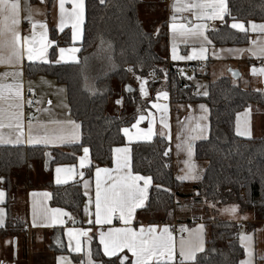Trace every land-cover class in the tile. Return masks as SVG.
<instances>
[{
  "label": "trees",
  "instance_id": "obj_1",
  "mask_svg": "<svg viewBox=\"0 0 264 264\" xmlns=\"http://www.w3.org/2000/svg\"><path fill=\"white\" fill-rule=\"evenodd\" d=\"M140 1L107 0L106 5H100L99 0H85L79 62L25 64L28 77L48 75L65 85L71 116L81 126V141L61 151L35 145H0V177L3 178L0 186L6 187L9 192L10 178L34 163H42L47 151L51 153L45 172L47 176L52 165L74 162L83 147L90 150V167L86 169L85 176H90L98 166L110 167L113 160L111 150L126 144L121 129L132 123L143 106L135 88L132 87V92L124 91V86L130 85L129 76L133 73L126 69L133 67L135 76L147 77L150 71H155L159 79L148 78V88L169 92L172 102L204 101L209 106V136L197 141L194 146L196 158L208 163L202 179L194 185L196 192L200 193L198 197L204 200L207 197L217 206L239 205L241 211H251L257 221H262L264 137L243 138L236 135L234 128L239 111L248 106L264 108V95L261 94L264 90L243 89L232 79L220 77L208 83L207 96L195 93L194 85L177 68L166 71V61L157 50L163 35L152 36L151 41L145 39V33L153 32L139 20L137 7ZM228 4L230 15L225 16L218 31L207 32L214 46L243 45L249 40L250 33L227 26L232 17L245 23L264 21V0H228ZM52 38L56 39L54 34ZM58 44L50 48L51 60L55 58ZM115 96H121L123 102L117 112L111 114L109 104ZM169 146L168 139L160 136L130 144L133 173L153 177V186L149 188L151 205L147 210L139 211L147 222L165 220L182 184L175 178L172 165L168 163ZM165 150H169L167 156L163 154ZM156 184L169 188L171 198L162 189L157 190L154 187ZM45 186L51 192V205L68 210L75 224H82L85 195L80 181L56 185L48 178ZM256 225L251 223L249 227L251 229ZM208 227L209 237L205 247L216 249V252L210 253L202 264H221L225 257L238 264L244 255L238 241L240 227L237 222L212 219ZM92 252L97 260L115 263L114 259L102 255L96 239L92 243Z\"/></svg>",
  "mask_w": 264,
  "mask_h": 264
},
{
  "label": "crops",
  "instance_id": "obj_2",
  "mask_svg": "<svg viewBox=\"0 0 264 264\" xmlns=\"http://www.w3.org/2000/svg\"><path fill=\"white\" fill-rule=\"evenodd\" d=\"M21 3V17L23 20V16L25 13L23 12V8L25 3H27L28 7H30L32 11L33 21H39L46 24V33L47 40L53 42L52 46L58 44L55 51V58L59 56V48H71L76 47L80 50V44L82 41L81 37L73 42L72 41V27L71 21L67 22L63 31L59 30V9H58V0H45V2L41 3V0H19ZM182 2H186V0H182ZM174 3V0H141L138 5V17L139 20L145 24L146 28L151 30L153 33L157 28L160 29V33L163 35L160 42L158 43L157 50L158 53L164 58L165 61H170L171 64L177 69L180 70V73L185 76V78L189 79V81L194 85V92L198 94H203L207 85L211 81H216L220 77H228L232 79V82L237 84L243 89H251V90H264V77L260 75H252L251 69L253 67L260 69L264 68V58H257L252 55L251 52L247 51L248 49L254 48L255 46L250 43V41H256L257 45L264 46V34L259 32H253L250 29L247 31L250 33L249 40L245 42L243 45H216L214 46L212 41L211 44H204L206 47V59H193V60H172L171 58V47L172 41L170 40V34L168 30V24L170 22V17L172 16L171 5ZM65 7L70 11L71 3L65 5ZM178 22H185L184 18L186 17L188 20L192 19L190 12L178 13ZM85 18V15H84ZM240 21V20H239ZM208 23V26L210 25ZM222 22V21H221ZM233 20L230 21V24ZM242 22V21H240ZM223 23V22H222ZM245 23V22H244ZM257 24L264 23V21L254 22ZM84 23L81 25V32L83 33ZM247 27V23H245ZM20 31L23 36H28L31 38L32 29L27 21H23L20 25ZM40 30L36 29V47H39L40 40ZM209 31V30H208ZM207 31V32H208ZM205 33L208 38L209 34ZM52 34L55 35L56 39L52 38ZM209 40H211L209 38ZM178 43V55L187 56L192 53L193 48H199L201 46V41L199 40H189L188 43H182L177 41ZM51 46V47H52ZM47 49V56L49 60L50 58V48ZM231 50V51H229ZM244 50V51H239ZM79 51L76 52V57L78 60ZM29 63L27 60L24 61L23 64V77L20 82L23 85V98H24V143L18 145L24 146H42L46 149H57L61 151L67 146L76 145L81 141V127L79 129H73L70 125H67L66 122L74 121L76 124H79L76 120H74L71 116L70 109L67 102L66 95V87L63 83H59L55 80V78L48 75H36L28 77L25 73V64ZM36 63H42L40 61H36ZM73 63V62H68ZM201 64L205 65V70L200 73H191L188 71L189 66H200ZM13 69L10 67H6L5 65L0 64V73L5 71H12ZM231 71H235L238 73L236 77L231 76ZM188 74L193 75L194 77L201 78L207 77L208 83L202 84L200 86L199 92L197 90V86L194 81L188 76ZM149 76L145 79L148 82ZM8 82H11L9 79ZM131 87L135 88L137 93H139V85L137 82H130ZM33 89L34 94L37 98L38 108L32 114V122L33 125V135L37 133L43 135L45 131L49 133L55 132L56 134H61L63 130H67L68 132H75L78 135V142H66L60 143L56 142L54 144L44 145V144H28V124L25 122L26 117L30 114L25 109L27 100L24 97L26 89ZM146 89L148 92L147 97L142 98L143 106L140 111L136 114L135 118L132 120V123L124 126L130 129V134L135 135L136 129H133L132 124L136 123V119L143 115L145 119L140 122L138 125L139 129L146 130L148 128L149 119L154 121V132L156 133L152 139L156 136H160L159 133L162 130L160 121L161 116L163 115L166 122L169 125L168 129H164L163 131L166 135H169L171 139L169 141L170 146V161L172 164V169L174 171L175 178L177 176L184 175L185 171H187L185 166V161L188 160V156L184 151L177 150V143L180 141L177 140V136L186 132L187 129L191 126L194 127L197 123L202 126H205V135L209 136V106L203 101H194L189 103L184 102H172L170 98V94L168 93V98L164 99L163 97L157 98L158 92H166L164 90L161 91H153L148 88L146 84ZM140 95V94H139ZM122 97L119 96L118 99ZM117 99V100H118ZM49 101L51 103L49 104ZM153 104L166 105L167 111H163V109H156L152 107ZM200 105H204L207 109L206 112L202 111ZM121 104H116V108H120ZM251 109V114L249 117V123L252 131V137L261 138L264 137V108L256 107V106H248L246 108ZM245 108V109H246ZM244 110L239 111L235 116V128L234 131L236 133L237 128V115H241V128L244 126ZM204 117V119H200ZM53 122H65V127L57 125ZM123 127V128H124ZM5 137L8 138L9 130L7 128L2 130ZM123 134V133H122ZM126 140V144L118 145V147H129L135 141H143V140H133L129 142L128 138L123 134ZM161 137V136H160ZM246 138L244 136H241ZM15 138L14 135L11 137ZM151 139V140H152ZM204 139H197L193 142V155L191 157V162L194 163L198 169H203L201 173V178L198 180H187L181 181V186L177 189V193L174 198L173 208L165 218L163 222H147L144 217L139 214L140 210H137L136 219L134 221L135 228L138 230L141 225L144 227H148L150 225L156 226L157 229H161L167 227L171 232L174 241L176 243V260L174 264H179V241L180 239L186 238L188 233L182 232V228H187L189 230H194L197 228L199 224L204 225V235L205 240L209 237V227L208 222L212 219H224L232 222H237L240 216H246V220L239 221V224L242 225L240 227L239 232L241 231L251 234L253 236L252 250H253V259L254 264H264V260L260 259L261 256H264V219L262 221H257L255 215L251 211H241L239 207L237 220H232L227 213L220 214V218L212 217L210 214L212 211L221 213V208H209L208 204L205 203V200L195 196L196 189L194 185L202 179V175L205 171L206 166L208 165L207 161H203L197 159L195 156V143L197 141ZM11 146H18L13 144H7ZM4 146V145H1ZM84 148V147H83ZM83 148L81 149V153L77 155L76 160L72 163L70 162H62L58 164H54L51 167V172L47 176L45 173L48 169V164L51 159V153L47 151V156L42 163H34L27 170L21 171L15 175H13L9 183L11 187L9 192H7V188L0 186V190H3L6 194L5 202L0 204V208L5 210V224L6 227L0 228V264H57V257L64 256L66 257L71 264H80L81 260L84 259V254L82 252L69 251L70 248V237L66 234L69 229H81V230H89V237H91L90 243H85L87 238L85 237H77L81 243L84 245L85 249H91L92 251V243L93 240L96 239L99 245V249L103 255L102 246L99 244V232L107 231L109 227L120 228L123 225L119 222L118 219H113V223L111 225L100 226L94 223L95 220V183L96 176L95 171L96 168L92 171L90 176H80V173H85L86 169L90 166L81 169L79 167V157L83 156ZM113 156V154H112ZM131 156V151H130ZM90 159V153H89ZM132 166V165H131ZM72 168L73 172L65 173L61 172L60 176L62 179H66V183L73 182L79 180L81 183L82 192L85 195V200L83 203V215H82V224H74L73 217L68 210L64 208L52 206L51 201V192L50 189L45 186L48 178L55 183L56 178V168ZM99 168H108L110 170L114 169V164L112 160V164L110 167L98 166ZM138 174V173H133ZM112 175L115 177L117 174L113 171ZM85 181H87V187H85ZM64 184V183H63ZM142 184V182H141ZM57 185V184H56ZM62 185V184H60ZM49 193V197H44L43 193ZM32 193H37L38 195H32ZM87 193V194H85ZM177 201L179 204H177ZM88 205L89 213L85 214V205ZM236 205V204H234ZM185 206V207H181ZM231 205H223L222 209L229 207ZM52 209H62L65 212L70 214V217H62L63 223L57 224L50 227H32V217L33 212L37 211L40 213H44L45 210H48V216L51 217ZM218 216V215H217ZM92 220L93 223L89 224L88 221ZM71 222L72 225H68L67 223ZM176 222L177 232L174 231L172 224ZM257 223L254 228L249 227V224ZM239 241V238H238ZM75 240L72 241L71 247H75ZM240 243V241H239ZM55 248H53V247ZM93 253V252H92ZM127 254V256L131 257V253H127L125 249L123 253L118 252L119 255ZM104 256V255H103ZM94 257V255H93ZM105 257V256H104ZM109 258V257H105ZM97 264H100V260H97L95 257ZM110 259H114V264H120L119 259L117 257H111ZM244 259V256L241 258ZM240 259V260H241ZM125 264H130V261H125Z\"/></svg>",
  "mask_w": 264,
  "mask_h": 264
},
{
  "label": "snow or ice",
  "instance_id": "obj_3",
  "mask_svg": "<svg viewBox=\"0 0 264 264\" xmlns=\"http://www.w3.org/2000/svg\"><path fill=\"white\" fill-rule=\"evenodd\" d=\"M45 0H41V3ZM71 3L72 7L69 11L65 5ZM100 5H106L107 0H99ZM59 9V30L63 31L67 22L71 21L72 27V41H77L81 35V25L84 23L85 15V0H58ZM172 16L168 24V30L170 34V40L172 41L171 58L172 60H193V59H206V47L204 44H211L208 36L205 34L209 30L207 22L210 21H225V16L230 15L228 0H174L171 5ZM21 3L19 0H0V64L10 67L12 71H5L0 73V145L13 144L18 145L24 143V98H23V64L27 60L29 63L40 61L44 64L51 63H78L76 52L79 51L76 47L59 48V56L55 60H49L47 56V49L52 46L51 41L47 40L46 24L39 21H33L32 11L25 3L23 12V20L21 17ZM190 12L192 19L188 20L184 18L185 22H178V13ZM233 22L227 25L231 29H235L239 32L246 33L249 29L253 32H259L264 34V23H254L252 21L247 22V27L244 22H240L236 17H232ZM23 21H27L32 29L31 38L23 36L20 31V25ZM42 30L40 32L39 47H36V29ZM212 31H218L216 27L211 29ZM160 29L157 28L154 33H145V39L151 41L152 36H159ZM189 40L201 41V46L193 48L192 53L187 56L178 55V43H188ZM103 44V41H101ZM255 47L248 49L253 56L257 58H264V46L257 45L256 41H250ZM110 47V45H109ZM231 51V50H229ZM244 51V50H239ZM128 72L134 73V68L129 67L126 69ZM252 75H260L264 77V68L257 69L253 67L251 69ZM238 73L233 72V76H237ZM9 79L11 82H8ZM139 84V94L141 98H145L148 95L146 84L147 80L141 76H135ZM125 92H132L133 89L130 85L124 86ZM259 91V90H258ZM94 94V92H93ZM264 95V92L261 93ZM203 95L207 96L208 92L205 91ZM168 98L167 92H158L157 98ZM123 100L118 99L116 104H122ZM135 102V101H133ZM29 106L32 101L30 100ZM51 101H49V104ZM152 107L163 111H167L166 105L153 104ZM202 111L206 112L207 109L204 105H200ZM251 109L246 108L244 117V126L241 128V115H237V128L236 135L244 136L248 139H252V131L249 123V117ZM29 121L33 117L29 116ZM145 117L140 115L136 119V123L132 124V128L136 129L135 135L130 134V129L124 127L121 132L128 138L129 142L133 140L150 141L156 134L154 132V121L149 119L148 128L146 130L139 129L138 125L143 121ZM200 119H204L201 117ZM62 128L65 127V122H53ZM73 129H79L81 126L74 121L66 122ZM161 131L159 135L166 139H171L169 135L163 131L168 129L169 125L166 122L164 116H161ZM9 130L8 138L5 137L3 129ZM12 135L15 136L12 139ZM197 139H207L205 135V126L197 123L194 127H189L186 132L177 136L176 147L178 151H184L188 160L185 161L187 171L184 175L177 176L178 181L198 180L201 178L203 169H198L197 166L191 162L193 155V142ZM79 137L76 133L63 130L61 134L55 132H44L43 135L37 133L33 135V125L28 124V144H54L56 142H78ZM89 148H83V156L79 157V167L84 169L90 165ZM113 164L114 169L108 168H96L95 176V220L96 225L105 226L113 223V218H117L123 225L120 228L109 227L107 231L99 232V244L102 246L103 255L105 257H117L120 264H125V261H130V264H174L176 260V243L174 238L167 227L157 229L156 226L150 225L144 227L143 225L137 230L134 225L136 219L137 210H147L150 205L149 188L153 186V177L149 175L133 174L132 160L130 156L129 147L113 148ZM169 150L164 151V155H168ZM47 155V153H45ZM167 167V165H165ZM55 183L57 185L66 183V179H62L61 172L70 173L73 172L72 168H56ZM113 171L116 172V176L112 175ZM80 176L83 177L84 173L81 172ZM142 182V184H141ZM0 183H3V178L0 177ZM85 187H87V181H85ZM157 190H161L169 194L171 198V190L167 187H163L160 184L154 185ZM87 194V193H85ZM32 195H38L32 193ZM44 197H49V193H43ZM5 192L0 190V204L5 202ZM195 196H200L199 192L195 193ZM205 203L209 208H215V203H211L205 198ZM177 204L179 202L177 201ZM185 207V206H181ZM51 217L48 216V210L44 213L37 211L33 212L32 227H50L57 224H62L64 221L62 217H70L68 212L62 209H52ZM85 214L89 213L88 205H85ZM222 214L227 213L232 220H237L239 205H231L220 210ZM5 210L0 208V228L6 227L5 224ZM246 216H240L237 220V226L242 227L239 221L246 220ZM73 223L76 221L73 219ZM89 224L93 221L89 220ZM182 232L188 233L186 238H181L179 241V264H202V261L207 258L210 253H215L216 249H206V240L204 235V225L199 224L196 229L189 230L182 228ZM69 237L70 248L69 251L82 252L84 259L80 264H97L93 257L91 249H85L77 237H85L87 240L85 243H90L91 237H89V230L81 229H69L66 233ZM240 241V247L243 249L244 259L238 261V264H254L253 259V236L251 234L241 231L238 233ZM75 240V247H71L72 241ZM127 253H131V257L124 255H117L123 253L124 250ZM260 259L264 260V256ZM57 264H71V262L64 256L57 257ZM100 264H114V261L108 262L100 261ZM221 264H236V261L230 257H225Z\"/></svg>",
  "mask_w": 264,
  "mask_h": 264
},
{
  "label": "built area",
  "instance_id": "obj_4",
  "mask_svg": "<svg viewBox=\"0 0 264 264\" xmlns=\"http://www.w3.org/2000/svg\"><path fill=\"white\" fill-rule=\"evenodd\" d=\"M221 24H222V22L221 21H219V20H216V21H213V22H211L210 23V25H209V30L210 31H212L211 29L213 28V27H216L217 29L221 26ZM166 71L167 72H171V70H173V68H174V66H173V64H171V62L170 61H166ZM205 70V65L204 64H201L200 66H189L188 67V71L189 72H191V73H200V74H202V72ZM178 71L180 72V70L178 69ZM148 76H149V78H151V79H155V80H158L159 79V76H158V74L155 72V71H150L149 72V74H148ZM24 97L26 98V100H27V104H26V110L29 112V116H31L32 117V114L36 111V109L38 108V102H37V98H36V96H35V94H34V91H33V89L31 88V89H26L25 90V94H24ZM32 101V103H31V106H29V101ZM29 116L28 117H26V119H25V122H27V123H30V122H32V120L31 121H29ZM169 156H170V151H169ZM168 163L169 164H171V161L169 162L168 161ZM172 165V164H171ZM113 219H117V218H113ZM68 225H72V223L71 222H68L67 223ZM172 226H173V229H174V231H176L177 232V226H178V224L176 223V222H174L173 224H172ZM237 236H238V234H237Z\"/></svg>",
  "mask_w": 264,
  "mask_h": 264
},
{
  "label": "rangeland",
  "instance_id": "obj_5",
  "mask_svg": "<svg viewBox=\"0 0 264 264\" xmlns=\"http://www.w3.org/2000/svg\"><path fill=\"white\" fill-rule=\"evenodd\" d=\"M252 22H255V21H252ZM187 77L189 76L193 81H194V83H195V85L197 86V90L196 91H198L199 92V89H200V86H202V84H207L208 83V78L207 77H201V78H197V77H194L193 75H191V74H188V75H186ZM143 79H145L146 77H142ZM129 79H130V82H133V81H135V82H137V80L135 79V75H133V73H131L130 74V76H129ZM146 80V79H145ZM138 83V82H137ZM139 85V84H138ZM119 97L117 96H115V97H113V99H111V101H110V104H109V113H111V114H115L116 112H117V109L119 108H116V101H117V99H118ZM223 205H220L219 207H217L216 208V206H215V208L216 209H222L223 207H222ZM220 214H222V213H219L218 214V210H217V212H214V211H212L211 212V216L212 217H217V218H220L219 216H220ZM218 215V216H217Z\"/></svg>",
  "mask_w": 264,
  "mask_h": 264
},
{
  "label": "water",
  "instance_id": "obj_6",
  "mask_svg": "<svg viewBox=\"0 0 264 264\" xmlns=\"http://www.w3.org/2000/svg\"><path fill=\"white\" fill-rule=\"evenodd\" d=\"M233 72H235V71H231V76H233ZM234 77V76H233ZM236 77V76H235Z\"/></svg>",
  "mask_w": 264,
  "mask_h": 264
}]
</instances>
